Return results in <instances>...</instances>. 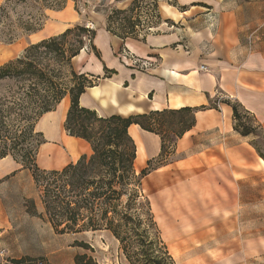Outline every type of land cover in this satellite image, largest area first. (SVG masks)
<instances>
[{"label":"crops","instance_id":"crops-1","mask_svg":"<svg viewBox=\"0 0 264 264\" xmlns=\"http://www.w3.org/2000/svg\"><path fill=\"white\" fill-rule=\"evenodd\" d=\"M124 1L129 4L133 0ZM68 9L53 11L51 15L61 22L68 19L57 33L80 20ZM162 10L164 13L160 10V18L144 35H118L104 24H96L90 49H81L72 65L79 73L102 78V82L86 88L80 95V105L100 114L123 116L195 108L193 126L176 139L173 148L175 162L185 164L192 159L191 178L159 190L151 201L148 198L159 233L157 215L162 230L172 239L211 235L210 227H215V235H257L255 228L245 231L241 225V209L246 203L242 188L247 184L256 190L259 183L255 177H264V159L252 143L254 135H243L234 129L232 108L219 98L236 101L264 129V0H174L172 5H162ZM122 49L152 60L153 66L140 70L125 65L119 57ZM69 104V96H64L53 110L41 115L56 128L53 133L45 127L42 146L48 144L51 150L47 152L50 163L43 168L59 169L76 161H66L72 155L62 136L69 135L60 130L59 120L65 117ZM128 131L136 144L135 165L159 155L158 134L135 123L130 124ZM76 139L84 151L90 149L85 140ZM51 151H62L61 160L51 159ZM197 160L201 163L199 168ZM51 161L59 165L54 166ZM163 168L152 170H160L157 176L162 181ZM6 181L14 183L27 198L35 196L31 192L32 172L9 156L0 159V184ZM15 204L14 208L21 210L8 212L0 198V250L10 259L30 256L22 244V235L28 232L20 227L14 214L25 220H41L25 210L26 201L17 200ZM34 204L41 213L40 201ZM75 240L72 237L67 246L48 251L47 263L75 264L74 257L80 253ZM243 253L245 250L239 248L225 251L222 263L235 262Z\"/></svg>","mask_w":264,"mask_h":264},{"label":"trees","instance_id":"trees-1","mask_svg":"<svg viewBox=\"0 0 264 264\" xmlns=\"http://www.w3.org/2000/svg\"><path fill=\"white\" fill-rule=\"evenodd\" d=\"M39 6L35 15L28 13L27 18H22L18 14L16 23L11 19L6 4L0 6V21L3 14L10 17L7 30L3 31L6 40H12L18 29L20 33H33L40 28L43 4ZM125 19L131 29L130 17ZM93 34L94 31L85 25L76 24L61 33L28 44L20 55L0 64V82L8 83L10 88L15 87L11 104H0V159L10 155L32 172L35 184L42 188L45 214L56 232L107 230L122 244L128 261L125 264H174L165 244L158 250L151 245L152 241L148 243L145 240L144 236L148 234L145 228H141L142 220L137 208L141 204L139 187L141 179L155 167L148 166L136 173V144L128 127L135 123L146 131L158 134L161 148L157 158L168 162L176 139L193 126L195 108L151 110L123 116L100 114L95 109L80 105V95L94 85V81L88 75L75 71L72 58L83 48L84 37L88 36L90 40ZM64 96H69L70 100L63 122L64 130L69 136L85 140L91 153L82 154L75 162L59 169H40L35 162L34 148L20 139L21 135L28 134L31 124L28 109L41 116L53 110ZM220 101L231 106L234 129L243 135L258 136L255 128L244 121L243 114L248 111L227 97H222ZM252 143L264 159V150L258 143ZM151 160H147V165L151 164ZM144 204L150 224L158 236L160 233L147 197ZM132 237L136 238L141 252L136 253V258L129 254V249L127 252L131 245L126 241ZM74 244L91 249L84 242L75 241ZM74 260L75 264H98L87 253L76 254ZM6 262L3 264H34L35 259L24 256L7 258Z\"/></svg>","mask_w":264,"mask_h":264},{"label":"rangeland","instance_id":"rangeland-1","mask_svg":"<svg viewBox=\"0 0 264 264\" xmlns=\"http://www.w3.org/2000/svg\"><path fill=\"white\" fill-rule=\"evenodd\" d=\"M18 1V3H8L7 0H0V6L6 4V9L9 10L11 19L15 20L16 23L19 15L22 16V18H27L28 13H33L35 15L36 10L40 8L39 4H43V7L41 8L42 16L40 18V28L33 33H20L21 30L18 29L15 31V34L19 35H15L12 40H6L7 36H5V32L3 31L7 30L6 24L9 22L10 17L4 16L3 14L0 21V64L20 55L28 44L58 34L57 32L61 27L66 26L68 19L61 22L59 18L51 16L53 11H64L69 8L80 16L78 22L72 23L68 27L80 24L85 25L86 28L94 31L96 24L102 23L106 29H109L111 32L118 35L134 33L141 35L143 33L144 35L148 32L147 27L151 25L153 26V21L160 18V10L163 12L162 5L167 6V4H174V0H133L129 4H126L124 0ZM126 17H130V21H132L133 27L131 29L127 25ZM100 18L101 21L99 20ZM90 23L92 24V28L87 26ZM90 45L91 38L89 40L88 36H85L82 49L89 50L91 47ZM76 72L79 73L78 71ZM89 78L94 81V84H100L102 82V78ZM13 91H15V87L10 88L8 87V83L0 82V104H11V95ZM232 101L234 102V100ZM28 118L31 123L28 122V124H30V127L28 126V134L21 135L20 139H22L24 144L28 143L29 147L34 148L35 162L38 167L40 169L49 170L51 168H43V166L49 164L47 161V152L51 150V147L48 144L42 146V143L45 141V127L50 130L52 124H47L44 118L35 114L31 108L28 109ZM64 118L65 117H63L62 120L59 118L60 130L61 132H64V134H67L63 127ZM243 118L246 123L255 128V131L258 134V136L254 135V140L252 141L258 143L260 148L264 150V132L259 128L255 118L246 112L243 114ZM19 132L18 129V133ZM90 153L91 149L83 150V152H80L74 157L68 156L66 161L72 159L77 160L82 154L89 155ZM7 156L17 162L12 156ZM176 159L177 155H174V151H172L168 158V162L162 158L156 157L151 160V164L149 165H147V161L138 163L137 165L134 164L137 174L141 169L148 166L155 168L165 166L162 170L165 175L164 181L161 180L159 175L157 176V174L160 173V170L150 171L141 179L139 187L141 204L138 205L137 208L139 217L142 220L141 228H145L148 234H146L147 236H144L145 240H147L146 242L149 243L152 241L153 243L151 245L158 250L166 245L168 253L174 260V264H223L222 258L224 252L229 250L234 251L238 248L241 251L245 250V253H243L237 261L229 264H264V179H262L264 177H255L259 183L256 186V190L249 189L247 184L242 188V198L246 200V203L242 205L241 209V225L245 231L255 228L257 235H215V227H210L208 230L211 232V235H183L172 239L170 235H167L164 233L165 231L162 230L164 227L157 215L156 219L159 223L160 234L156 236V230L150 224L147 209L144 204L146 197L151 201L156 192L168 189L172 183L191 178L190 174L194 172L190 165L192 159L187 160L185 164L183 162H175ZM51 162H54V166L59 165L55 161ZM163 162L167 163L162 165ZM196 166L198 168L201 166V163L198 162V160ZM31 192L34 193L35 196L27 198L24 196V192L17 191V187L14 183L6 181L0 184V198L8 212L21 210L19 208H14V206H16L15 203L17 200H23L26 201L25 210H27L30 215L41 217V220L37 222V219L28 218V220H25L24 217L21 218L17 213L14 214V219L20 227L28 232V235H22L25 238L22 241V244L28 249L29 257L35 259L34 264H37L38 261L40 264H48L47 260L50 257V255H46L48 254V251L52 248H59L66 244L68 245L69 242H71L72 237H76L77 240L75 241L84 242L89 245L91 249L83 248L81 246H79L78 249L80 253H87L93 256L98 264L128 263L125 257V251L122 249V244L107 230H83L76 232L74 235H59L61 233L56 232L52 228L50 222H46L48 218L45 214L42 202V188L38 187L34 181ZM34 201H40L41 213H38ZM11 206L13 207L11 208ZM138 239L143 241L142 238ZM140 241L139 244H141ZM126 243L131 245L127 248V252L129 249V254L133 258H136V253L139 251V245L136 238L132 237L128 239ZM139 253L141 254L140 251ZM6 259L7 258L1 254L0 250V264L7 263Z\"/></svg>","mask_w":264,"mask_h":264},{"label":"built area","instance_id":"built-area-1","mask_svg":"<svg viewBox=\"0 0 264 264\" xmlns=\"http://www.w3.org/2000/svg\"><path fill=\"white\" fill-rule=\"evenodd\" d=\"M89 28H92V24L90 23L87 25ZM153 26H148L147 30L152 29ZM119 57L121 61L132 68L140 69V70H146L153 66L154 62L150 59L139 57L135 55L134 53L129 52L126 49H122L119 52ZM40 264V262H38Z\"/></svg>","mask_w":264,"mask_h":264},{"label":"bare ground","instance_id":"bare-ground-1","mask_svg":"<svg viewBox=\"0 0 264 264\" xmlns=\"http://www.w3.org/2000/svg\"><path fill=\"white\" fill-rule=\"evenodd\" d=\"M55 129H56L55 125H52V128L49 131L54 133ZM51 135H53V134H51ZM62 138H63V141L66 145L67 150L71 153L72 156L79 154L84 149V146L82 145V143L78 139L71 137V136H68V137L62 136ZM62 154H63L62 151L60 153L51 151L48 156H50V157L52 156V159H55V160H58V159L61 160ZM65 157H66V155H65Z\"/></svg>","mask_w":264,"mask_h":264}]
</instances>
